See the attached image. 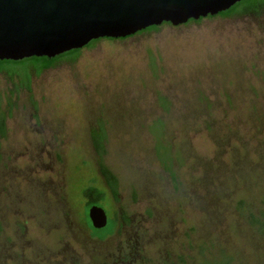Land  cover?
<instances>
[{
	"label": "rangeland",
	"instance_id": "rangeland-1",
	"mask_svg": "<svg viewBox=\"0 0 264 264\" xmlns=\"http://www.w3.org/2000/svg\"><path fill=\"white\" fill-rule=\"evenodd\" d=\"M31 74L0 75L12 104L0 142V264H194L203 245L208 264H264V233L239 209L264 215V9L101 41ZM27 79L29 92L10 94ZM100 126L119 183L114 210L129 219L103 242L81 224L75 190L93 170L100 178Z\"/></svg>",
	"mask_w": 264,
	"mask_h": 264
},
{
	"label": "water",
	"instance_id": "water-1",
	"mask_svg": "<svg viewBox=\"0 0 264 264\" xmlns=\"http://www.w3.org/2000/svg\"><path fill=\"white\" fill-rule=\"evenodd\" d=\"M245 0H0V61L53 59L99 39H125L162 24L214 17ZM94 229L107 225L92 206Z\"/></svg>",
	"mask_w": 264,
	"mask_h": 264
},
{
	"label": "trees",
	"instance_id": "trees-1",
	"mask_svg": "<svg viewBox=\"0 0 264 264\" xmlns=\"http://www.w3.org/2000/svg\"><path fill=\"white\" fill-rule=\"evenodd\" d=\"M264 9V0H245L242 1L232 8H230L228 11L220 13L217 15V17L221 18H229L233 16H241V15H249V14H259ZM215 17V16H214ZM214 17H207L214 18ZM203 19H199L198 21H188L185 25L189 24H199L202 22ZM163 26H171L170 24H162L158 27H150L147 28L144 31H141L136 35L151 33V32H158L161 27ZM133 37V36H131ZM99 39L96 41L90 42L86 47L83 49H90L94 47L97 43L101 41H122L129 39ZM80 50H74L70 51L68 53H65L63 55H60L58 57H55L53 59H47V58H30L25 59L23 61L19 62H12V61H0V75L5 74L6 70L8 68L12 67H28L31 69L32 74L35 76H39L43 71L51 69L58 65L61 62H74L78 59V57L81 54ZM30 81L27 79V82L23 86H16L14 83H12L14 87V91L10 92L11 95H13L15 92H18L21 89H24L26 91H30ZM7 107L3 105V99L0 95V142L5 139L7 134V128H6V122L10 115V109L12 107L11 101H8L7 99ZM159 123L162 125L160 121L154 122ZM164 129V128H163ZM153 137L154 142L156 143V152L157 157L163 166L165 172L170 175L173 179L175 178L174 172L172 170V163H173V157L172 154L169 153L166 155H163V151H168L166 148L162 146L161 143V136L156 134L155 130L150 129ZM91 140L92 145L95 148L96 154H97V166H98V172L99 177H97L96 171L93 170V173H90L88 178L85 179L84 183L78 185L76 187V191L79 193L80 200V212L78 214L79 220L83 227L87 230L90 237L93 239H96L100 242H103L113 236L115 232L118 230V228H121L123 223H127L129 221L126 217H121V222H119L120 215L118 212H115L114 206L115 203L119 202V183L117 177L104 165L103 156L105 154V141H106V134L104 131V128L100 126L98 129L92 131L91 134ZM162 146V147H161ZM170 151V150H169ZM110 203V206L108 204ZM92 206H97L104 210L106 216H107V225L103 229H94L91 225V222L88 217V211ZM110 207V208H109ZM107 208H109V215L106 212ZM239 209L248 216L249 224L253 227L257 228L260 232L264 233V215L260 214V217H257L252 213L250 209L244 204L243 201L239 203ZM206 252V247L203 245L200 247V255L198 258V262H195L194 264L199 263L202 261L203 264H208V259L203 256V253ZM180 264H187L183 258L180 257ZM223 264H232V259L226 260Z\"/></svg>",
	"mask_w": 264,
	"mask_h": 264
},
{
	"label": "flooded vegetation",
	"instance_id": "flooded-vegetation-1",
	"mask_svg": "<svg viewBox=\"0 0 264 264\" xmlns=\"http://www.w3.org/2000/svg\"><path fill=\"white\" fill-rule=\"evenodd\" d=\"M217 16H215L214 18H216ZM205 19H208V18H205ZM209 19H212V18H209ZM204 20V19H203ZM134 37V36H133ZM130 38H132V37H130ZM96 240V239H95ZM98 241V240H97ZM100 242V241H99Z\"/></svg>",
	"mask_w": 264,
	"mask_h": 264
}]
</instances>
